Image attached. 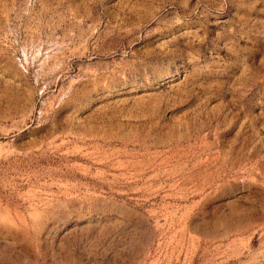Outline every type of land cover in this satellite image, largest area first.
<instances>
[{
  "label": "rangeland",
  "instance_id": "obj_1",
  "mask_svg": "<svg viewBox=\"0 0 264 264\" xmlns=\"http://www.w3.org/2000/svg\"><path fill=\"white\" fill-rule=\"evenodd\" d=\"M0 264H264V0H0Z\"/></svg>",
  "mask_w": 264,
  "mask_h": 264
}]
</instances>
